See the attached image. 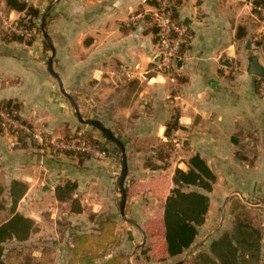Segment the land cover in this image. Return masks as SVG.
<instances>
[{
    "label": "crops",
    "instance_id": "obj_1",
    "mask_svg": "<svg viewBox=\"0 0 264 264\" xmlns=\"http://www.w3.org/2000/svg\"><path fill=\"white\" fill-rule=\"evenodd\" d=\"M17 1L38 11L48 41L44 43L41 37L11 40L0 25V102L18 105L19 118L43 135L53 139L89 135L107 155L80 160L44 152L35 149L29 139L18 138L14 130L26 134L20 125L5 126L0 133V202L6 196L11 207L16 201V208L9 214L0 204V225L14 214L40 221L26 213L37 205L30 203L35 198L67 205L56 201L54 189L68 181L77 184L72 198H78L82 211L72 213L68 204L64 217L113 214L121 205V163L114 144L98 129L78 121L72 100L83 120L99 121L123 144L180 142L178 154L153 175L145 165L144 153L126 148L124 186L129 187V195L125 212L140 209L135 214L144 217L141 221L159 224L166 255L162 217L165 201L177 187L172 181L175 171L199 174L191 165L195 157L214 177L210 191L182 188L206 195L208 208L190 249L174 257L167 255L178 259L175 264L184 263L194 246H208L209 236L221 222L234 221L237 207L249 210L248 224L260 233L263 256L264 98L257 93L258 78L246 72L250 56L262 66L264 60L254 44L262 35L253 25V0H180L176 16L187 27L188 37L173 82L155 72L152 0ZM23 13L0 0V19L16 20ZM131 17L137 19L131 21ZM238 28L246 31L239 39ZM49 60L66 95L48 70ZM224 60L232 62L231 70L220 68ZM118 67L132 74L126 84L114 81ZM163 176L167 188L153 187L154 180ZM129 179L133 182L128 186Z\"/></svg>",
    "mask_w": 264,
    "mask_h": 264
},
{
    "label": "rangeland",
    "instance_id": "obj_2",
    "mask_svg": "<svg viewBox=\"0 0 264 264\" xmlns=\"http://www.w3.org/2000/svg\"><path fill=\"white\" fill-rule=\"evenodd\" d=\"M25 15L26 14L24 12L20 18L13 20H15V22L19 25H23L26 23V20H28ZM5 18L7 19L8 16H5ZM0 25L4 28L2 25V19H0ZM28 29L31 31V36L21 38L22 40L30 41L35 37H41L44 43L45 41H48V36L45 30V22L43 20L40 22L39 17L33 20V26ZM5 32L8 37L13 35L6 30ZM34 132L35 130L26 131L27 134H30V137L28 138L29 142L39 144L35 139H33ZM81 136L82 134L63 138L66 139L69 137ZM119 142L124 146L125 158L126 148L128 151L131 150L134 152L137 150L138 152L144 153L146 161L145 165L150 166L151 175H153L152 173H155L153 171L165 169L169 159L176 156L179 151L178 150L174 154L167 152L168 149L173 148L172 142H134L127 145L123 144L122 141ZM112 144H114L113 150L118 152L115 147L117 145L113 142ZM47 152L51 153V151ZM119 152V163H121L122 169V155L120 149ZM158 152H161L164 160L158 157ZM88 155L91 156L93 154ZM106 155L107 153H105V156ZM120 174L121 172L119 173L118 178H120ZM132 182L133 181L130 180L126 185L129 186ZM124 183L123 190L125 192L126 202L127 196L129 195V192H127L129 187H125ZM152 184L153 187L160 185V188L162 187L161 189H165L167 188V178L165 176L156 178ZM76 187L72 194L75 193L77 189ZM2 193L3 192L0 191V195H3ZM162 196H164V194ZM5 198L2 199L0 204L5 205V210H8L9 214H11V202ZM74 200L77 203L79 202L78 198H75ZM125 202L123 216H120V208L123 203L122 200L121 205H119L117 211L113 214L87 213L86 215H81L82 217L79 216L74 219L73 217L69 218V216H62V213L67 210V207H69V202H67V205L65 204L61 206L58 204L55 206L54 201L50 199H33L30 203H35L37 205L31 207L33 210H28L26 213L29 212L30 215H35L40 218V221L36 223L31 220V229L26 234H22L20 236L26 239L13 237L1 244L3 249L4 264H83L82 260H84V258H90V260L95 264H102L110 257L119 258L122 264H175L178 259L168 258L165 254L164 248L162 247L159 224L154 220L151 222L141 221L144 217L138 218L135 214L140 209H136L134 213L130 209L129 213L125 212ZM156 206L158 207V204L152 206V211L156 208ZM235 210L237 211V214L234 221H230L229 219L221 222L219 226H217V224L213 226V228L216 226L218 228L209 236V242L212 239L218 238L224 232L231 231L236 221L240 220L248 223V220L251 219L248 209L237 207ZM140 212L141 211H139L138 214ZM137 228L140 229V231H137ZM142 235H144V238ZM194 247L192 251L189 250V255H187L188 258L186 256L185 261L182 264H193L194 258L198 253L207 252L208 250V246Z\"/></svg>",
    "mask_w": 264,
    "mask_h": 264
},
{
    "label": "trees",
    "instance_id": "obj_3",
    "mask_svg": "<svg viewBox=\"0 0 264 264\" xmlns=\"http://www.w3.org/2000/svg\"><path fill=\"white\" fill-rule=\"evenodd\" d=\"M6 3L12 10L25 12V16L28 20H26V23L23 24V26L27 29L31 28L33 26V20L39 17L38 11L32 7H28L25 3H21L17 0H6ZM151 5L156 7V0H152ZM252 5L264 6V0H253ZM252 13L256 14V11L252 10ZM253 25L258 26L256 22ZM245 35V29L238 28L236 38L239 39ZM9 38L17 41L22 40L21 37L14 35L9 36ZM254 44L256 47L261 49L264 58V35L254 42ZM182 48L183 45L181 49ZM173 77H175V75H173ZM1 112L7 114L15 124L23 126L27 130H33L29 123L19 118V107L12 101H1L0 113ZM3 128L2 118L0 117V133L3 131ZM14 132L19 134L18 138L20 140L25 138L28 139L30 137V134H25L23 131L19 132V130H14ZM169 135L170 127H168L166 131V136L169 137ZM81 137L89 141L93 146L98 147L102 150V152L107 153V150L101 147L100 143L94 140L91 136L82 134ZM115 144L117 145L115 147L118 151L116 152L117 157L120 159V155L118 154L120 153V148H118L119 145L117 143ZM32 145L35 149L46 152L51 151L48 147L43 146L42 144H35L32 142ZM51 153L53 152L51 151ZM63 154L76 156L80 160L89 156L84 153L72 154L71 152H64ZM158 157L164 160L161 152H158ZM191 165L198 170L199 174H196L192 170L187 173L176 170L172 181L177 187L173 189L171 195L167 197L164 204L162 223L164 227L166 253L169 257L180 255L185 250L190 249L197 235V228L203 224L204 216L208 208V199L206 195L197 191H182V188L185 186H196L206 192L211 189V182L214 180V177L205 168H203L199 161H196L195 157L191 159ZM75 187L76 184L69 181L62 185H57L54 189V197L56 201L60 203L69 202L70 212L81 213L82 209L72 198V193ZM15 203L16 201H12V212L14 210ZM31 226V220L18 214H14L7 222L0 225V264H4L3 249L1 244L13 237L26 239L20 236L22 234H26L31 229ZM260 239V233L257 229L253 228L245 221L238 220L235 222L231 231L224 232L218 238L212 239L209 242L207 252L198 253L194 258L193 264H264V255L261 256L260 251ZM82 261L83 264H95L90 260V258H84ZM102 264L122 263L119 258L110 257Z\"/></svg>",
    "mask_w": 264,
    "mask_h": 264
},
{
    "label": "built area",
    "instance_id": "obj_4",
    "mask_svg": "<svg viewBox=\"0 0 264 264\" xmlns=\"http://www.w3.org/2000/svg\"><path fill=\"white\" fill-rule=\"evenodd\" d=\"M157 6L151 16L152 25L155 31L157 54L155 64V72L158 75L165 76L171 82L174 81L173 73L176 70V62L179 57V53L182 45L186 42L188 37V29L184 26L176 16V10L180 3V0H156ZM252 10L256 11V14L252 13L253 20L258 24L261 29V34L264 35V6H253ZM142 18V17H141ZM2 25L7 32H10L14 36L26 38L31 36V31L25 28L23 25H19L15 20L9 16L6 19L5 16L1 17ZM136 17H131V21H135ZM232 62L224 60L220 64V68L224 70L232 69ZM264 67V60H263ZM132 77L130 71L124 67H118L114 74V81L117 84H126ZM257 93L260 97L264 98V76L257 79ZM3 126L15 127V123L4 112L0 113ZM21 130L27 131L24 127H20ZM33 139L39 144L48 147L52 152H71L72 154L84 153L95 154L100 157H104L105 153L100 151L96 146L90 144L89 141L81 137H69V138H57L53 139L48 135L35 131L33 133ZM173 148L168 149L170 154L176 153L181 149L180 142L173 141ZM46 144V145H45ZM48 144V145H47ZM179 152V151H178Z\"/></svg>",
    "mask_w": 264,
    "mask_h": 264
},
{
    "label": "water",
    "instance_id": "obj_5",
    "mask_svg": "<svg viewBox=\"0 0 264 264\" xmlns=\"http://www.w3.org/2000/svg\"><path fill=\"white\" fill-rule=\"evenodd\" d=\"M249 47H250V43H247V48H249ZM51 62H52V60L48 61V70L56 78L61 92L63 94H65V92L63 91L62 85H61V81L52 72ZM247 62H248V66H247L246 72L249 75H252L255 78H262L264 76V67L259 64L258 59L255 56H250L248 58ZM70 101L72 102V104H73V106L75 108L76 117H77L79 122H81L83 124H86V125H90V126L96 128V129H98L102 134H104V136L106 137L107 140H109L111 142H115V143H117L119 145V148L121 150V155H122V169H121V174H120V178H119V186H120V188L122 190V197H123V203H122L121 208H120V214L123 216L124 202H125V199H126L125 192L123 190V183H124V180H125V177H126V174H127V165H126L124 146L113 136V134L109 130L104 128L102 123H100L99 121L83 120L81 118L80 114L78 113L74 102L72 100H70Z\"/></svg>",
    "mask_w": 264,
    "mask_h": 264
}]
</instances>
